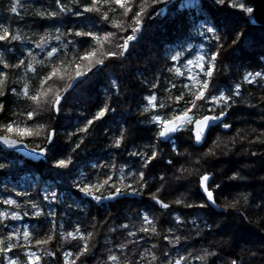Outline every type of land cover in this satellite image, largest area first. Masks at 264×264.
I'll return each instance as SVG.
<instances>
[{"label":"snow or ice","instance_id":"6c2138e0","mask_svg":"<svg viewBox=\"0 0 264 264\" xmlns=\"http://www.w3.org/2000/svg\"><path fill=\"white\" fill-rule=\"evenodd\" d=\"M211 2L219 11L239 9L244 24L255 23L252 0ZM170 3L33 0L32 7L25 8V0H10L6 11L12 15L6 22L0 21V49L5 53L0 55V144L29 149L32 141L40 140L43 144L34 145L30 152L42 154L45 159L49 153L55 155L65 106L78 98L77 92L90 96L94 78L103 75L109 65L123 67V61L144 38L147 22L159 14L157 6L167 7ZM186 8L199 9L201 14L193 13L185 19L183 27L185 31L192 29V34L169 50L166 60L174 63L166 71L172 78L157 73L151 81L147 77L140 80L142 99L137 107L143 119L132 123L113 107L122 102L121 77L110 72L104 98L97 96L93 105L97 110L77 118L75 130L65 134L72 147L53 164L55 169L71 171L73 155L89 138L90 131L102 123L114 122V117L120 115L115 130L104 127L107 146L117 153L131 147L128 155L138 159L132 165H119L113 156L107 163L92 164L95 175L81 173L71 187L98 203H120L121 197L145 195L152 203L140 202L133 214L136 223H116L114 214L105 209L99 218L87 213V222L78 219L67 230L68 222L58 223L66 213H58L51 203L42 206L27 192L13 188L16 197H28L22 204L5 189L8 194L0 198L4 206L0 210V264H52L53 260L58 264H88L98 251L102 258L98 257L96 264H257L258 256L264 264V176L259 178L257 192L255 182L247 183L248 177L243 174L249 165L216 169L219 158L247 144L244 153L259 159L260 170L264 171V124L259 129L237 128L226 138L218 131L231 130L234 123L229 116L244 105L253 110L259 107L264 120V53L247 66L260 70H245L240 80L221 86V76L229 72L224 61L241 47L247 31H238L239 25L227 18L223 22L205 18L202 0L199 4L196 0H181L179 10ZM13 22L17 23L15 29ZM21 23L31 35L24 33ZM196 38L200 39L198 45L188 42ZM180 77H186V82L178 85L174 79ZM244 85H256L261 90L255 104L250 102L252 92L246 96L242 92ZM145 91L147 95H143ZM141 124L151 128L142 129ZM145 131L153 133L149 143L136 144ZM197 147L203 150L196 152ZM253 147L261 151H250ZM166 155L169 158L165 162ZM8 167L0 163V169ZM163 171L172 172V179L158 175ZM228 171L232 174L227 175ZM249 188L252 191H247ZM165 192L171 196L167 202L161 198ZM43 200L54 201L57 206L63 203L56 191L45 190ZM73 204L77 212L85 213L75 201L66 208L72 210ZM22 215L36 217L38 223L9 228ZM45 222L47 228L43 227ZM101 227L108 233L121 234L123 241L105 237L104 245H100L97 238ZM251 235H257L258 242L246 239ZM209 236L220 240L209 241ZM197 237L204 242L200 247H195ZM189 242L193 246L189 247Z\"/></svg>","mask_w":264,"mask_h":264},{"label":"trees","instance_id":"16d2710c","mask_svg":"<svg viewBox=\"0 0 264 264\" xmlns=\"http://www.w3.org/2000/svg\"><path fill=\"white\" fill-rule=\"evenodd\" d=\"M202 2L205 5L204 16L208 20L212 22H215V20L223 22L227 18L228 21L239 25V28L237 29L238 31H247V37L244 39L241 47L234 53H231L224 61L225 64L229 65V72L221 76V86L229 85L234 81L240 80L241 75L245 70H260L254 66H247L249 64H254V61L258 59L260 54L264 53V26L253 27L244 24L243 18L239 15V9L219 11L212 4L211 0H202ZM237 2H241V0H237ZM9 3L10 0H0V21L6 22V18L12 15L6 11ZM32 3L33 0H25V8H31ZM180 3L181 0H171V3L168 4L167 7L163 5L157 6L159 14L147 22L144 38L135 47L132 54L123 61V67L119 64L109 65V67L104 70L103 75H98L94 78L92 82V93L90 96L88 93L77 92L76 97L78 98L72 99L70 105L65 106L63 109V115L59 120V124L63 126L58 128V137L53 149L55 155L49 153L47 159H45V156H40L39 153L32 152L31 154H21L16 148H9L0 144V163L9 165L6 170L0 169V198H3L8 194L5 192V189H8V192H11L13 198L20 200L23 204V201L28 199V197H16L15 192L11 191L15 188L16 192H27L29 196L40 202L42 206L47 207L51 203L58 213H66L60 220H58V223L68 222L66 224L67 230H71V225L78 219L87 222V213L90 212L92 216H98L99 218V214L103 213L105 209L114 214V220L116 223H128L130 221L136 223L133 219V214L137 210L140 202L143 200L147 201L148 204L152 203L147 195L144 197H122L119 198L121 201L120 203H117L116 200H104L98 203L96 201H91L90 197L83 196L78 193L75 188L71 187L73 181L77 180L81 173L85 176L90 173L93 176L95 175L96 170L91 168L92 164L107 163L113 156L116 157V162L119 165H132L133 162L138 159L128 155V151L132 150L131 147L128 151L117 153L115 150H112L107 146L109 139L104 132V127L115 130L117 124L121 121L120 115L114 117V122L108 121L102 123L101 126L90 131L89 138L86 139L81 148L73 155V164L69 166L71 171L55 169L53 164L54 160L64 158L72 147V144L67 141L65 134L66 132H72L75 130L77 118L80 117L82 113L84 115H89L97 110L93 105L97 101V96H99L100 99L104 98L105 90L108 87V73L111 72L114 76L121 77L120 83L122 90L120 93V100L122 102L113 105V107L117 108L118 112H123L125 118L129 119L132 123L143 119V117L139 116V110L137 107L142 99L140 80L147 77V79L151 81L157 73H160L162 77L172 78V74L166 71L167 67L174 63L170 60H166L167 56L170 54L169 50L175 49L178 44L184 42L187 35L192 34V29L189 28L185 31V28L183 27L185 19L191 18L193 13L197 16L201 14L199 9L186 8L183 11H180ZM196 3H201V0H196ZM26 21L27 23H31V18L26 17ZM19 26L25 34L31 35L28 28L24 27V24L21 23ZM45 26L47 27V25ZM12 27L15 29L17 23L13 22ZM188 42L196 46L199 44L200 39L196 38L189 40ZM185 47H187L186 44ZM34 51L38 52L39 50L34 49ZM0 55H5L2 49H0ZM40 58H43V54H41ZM174 82L180 85L183 82H186V77L174 79ZM242 92L245 96L248 92L253 93V98L250 101L253 104L257 102L259 96L262 94L261 90L256 85H244ZM147 94L146 91L143 92V95ZM160 95H164L163 92H161ZM21 107H23V105H21ZM228 119L234 123V127L228 131H224L221 128L218 130L225 138L231 136L237 128L250 130L251 128L256 127L259 129L260 126L264 124V120L261 119V109L257 107L253 110L247 108L246 105L233 111ZM51 123L55 124L56 121H51ZM123 126L127 127L128 125ZM139 127L147 129L151 128V125L141 124ZM152 135V132H142L140 138L137 139L135 143L138 145H147L149 143V137ZM215 135L216 133L214 132L212 138H215ZM36 144H43V141L34 140L29 144V148ZM205 147H207V145H205ZM247 147V144H244L243 148L237 146V149L234 150V152L229 153L228 156L219 158L221 162L216 165V169H234L245 164L249 165L250 167L243 169V174L248 177V181H246L247 183L255 182V190L259 192L260 184L258 181L260 177L264 176V171L260 170L261 162L259 159L249 158L244 153V148ZM202 150L203 149H200L199 147L195 149L196 152ZM167 151L168 149L165 148V152ZM189 151H192V149L190 148ZM250 151L261 150L253 147ZM237 153L240 154L237 155ZM168 158L169 157L166 155L164 161L166 162ZM160 167H162V165ZM125 171H127V168ZM103 172L104 174H107V169H104ZM160 174L166 175L169 179H172V172L163 171L158 173V175ZM231 174V171L227 172V175ZM118 175L119 173H117V176ZM45 190L48 192L56 191L58 199L63 203L57 206L54 201H44L43 196ZM247 191H252V189L249 188ZM161 198L167 202L171 199V196L165 192ZM73 201L80 204L81 207L85 209V213L81 214L77 212L76 204H73L72 210H68L66 205L72 204ZM89 201L91 202L89 203ZM3 208L4 206L0 205V210ZM24 210L29 209L25 207ZM125 217H127V219ZM37 223L38 219L36 217H24L22 215L21 220L12 221L9 228L12 226L20 227L23 224L33 225ZM109 223H112V221H109ZM47 226L48 225L45 222L43 227L47 228ZM88 230L91 229L89 228ZM105 237L113 242L123 241V236L121 234L108 233L106 228L101 227V235L97 238L100 245H104ZM196 239L199 243L195 244V247H200L204 242L200 241L199 237ZM207 239L209 241H218L220 240V237L209 236ZM246 239L258 242L259 237L257 235H251L246 237ZM111 246V244L107 245V247ZM191 246L193 245L189 242V247ZM98 257L102 258L99 251L97 252V257L89 259L88 264H96ZM52 264H58V262L53 260ZM257 264H260L259 256L257 257Z\"/></svg>","mask_w":264,"mask_h":264},{"label":"water","instance_id":"95a60500","mask_svg":"<svg viewBox=\"0 0 264 264\" xmlns=\"http://www.w3.org/2000/svg\"><path fill=\"white\" fill-rule=\"evenodd\" d=\"M252 5L255 8L256 16L254 18L255 19V23L252 24L251 26H253V27H262V26H264V0H252ZM222 130L228 131V129H223V128H222ZM16 149L22 154L32 153L29 150L30 148L29 149H25L22 145H17ZM39 155L44 156L42 154H39Z\"/></svg>","mask_w":264,"mask_h":264}]
</instances>
